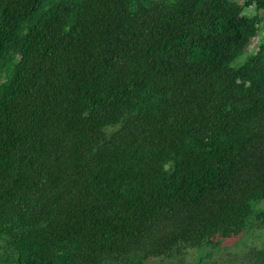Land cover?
I'll list each match as a JSON object with an SVG mask.
<instances>
[{"label": "trees", "instance_id": "trees-1", "mask_svg": "<svg viewBox=\"0 0 264 264\" xmlns=\"http://www.w3.org/2000/svg\"><path fill=\"white\" fill-rule=\"evenodd\" d=\"M249 8L0 0V264H145L264 228Z\"/></svg>", "mask_w": 264, "mask_h": 264}, {"label": "rangeland", "instance_id": "rangeland-1", "mask_svg": "<svg viewBox=\"0 0 264 264\" xmlns=\"http://www.w3.org/2000/svg\"><path fill=\"white\" fill-rule=\"evenodd\" d=\"M242 1V0H234ZM246 14H258L262 17L264 24V11L256 12L253 8L246 10ZM260 37L253 39L247 51L254 49L255 45L261 40ZM244 56L238 61H242ZM4 78H0V85ZM259 207L264 206V202L257 204ZM264 248V228L249 226L246 231L236 238L225 240L217 249H193L188 250L183 256L166 258H151L145 264H250L248 257L251 250H260Z\"/></svg>", "mask_w": 264, "mask_h": 264}]
</instances>
